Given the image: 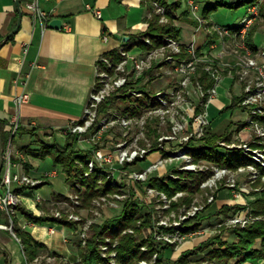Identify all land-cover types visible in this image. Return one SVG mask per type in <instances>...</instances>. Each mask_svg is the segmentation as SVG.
<instances>
[{
  "label": "rangeland",
  "instance_id": "374dc122",
  "mask_svg": "<svg viewBox=\"0 0 264 264\" xmlns=\"http://www.w3.org/2000/svg\"><path fill=\"white\" fill-rule=\"evenodd\" d=\"M162 1L146 0L150 6L148 9L150 13L147 15L146 29L139 31L142 32V37L137 40L130 39L129 45L122 46L131 55L143 53L151 54L150 57L154 56L150 65L139 71L137 76H132L123 88L119 87L117 91L107 94L105 100L98 105L95 118L93 115L90 116L89 119L94 118V120L85 130L73 132L69 128H63L48 132L50 139L57 138L58 143L63 147L68 142L72 143V153L69 150L59 151L49 148L48 142H44L43 137H40L45 133H36L35 128L25 131L18 126L16 130L18 135L14 141L18 142L20 134L24 133L26 137L29 135L27 133H30L34 137L33 141H40L43 144L42 151L48 152L43 163L46 169L56 163L54 158L58 153L63 156L70 154L72 158L75 155L79 156L80 153L87 154L86 159L76 157L72 171L66 170L65 165L59 162L56 163L60 164L57 170L53 169L51 172H45L43 177H37L28 173L25 168L30 157V152L27 151L28 146L23 150L21 147L20 150L14 145L13 157L17 159V163L21 164V172L31 175L36 180L35 185L21 187L31 188L36 194L35 199L40 202L50 200L51 207H48L47 216L67 220L68 224L60 223V225L72 230V234L75 235L73 243L77 246V249L75 248L77 257L74 259L61 256L56 258L36 256L29 261V264H84L82 252H89L88 247L95 241L101 257L100 264H125L121 257L120 246L124 242L123 237L128 235L139 244L138 251L150 252L148 256L138 258L135 261L136 264H169V262L175 264H264V258L257 261L253 258L245 259V253L228 257L226 261L220 259L217 253L240 242V236L236 232L239 227L243 228L257 221H264V213L256 214L252 205L258 197H264V166L261 162L255 163L253 159L247 158L241 147L248 143L252 148H260L264 151V95L259 93L253 97L251 91L247 89L249 86L264 89L262 83L264 74L260 72L261 69L248 67L249 61L254 60L257 62L256 66L259 63L264 68V0H255L252 3L246 0L248 2L240 6L241 0H213L214 2L210 0L208 4L207 0H194V4L198 6L196 15L193 13V6L190 3L187 5V0H180L182 4L178 9H173ZM218 1L225 2L227 5L217 7L214 3ZM206 4L215 6L212 12H215L216 19L210 21L211 23L207 21V18L212 12L208 15L204 12ZM255 4L254 10L252 6ZM183 12H187V15L182 16ZM155 15L158 16L159 24L173 22L174 26H179L177 24L179 16L197 24L206 33V40L203 41L205 44L200 45L194 41L184 43L181 40L182 33L179 38L167 34L155 41L152 36L144 33ZM249 16H253L254 19L246 20L249 24L246 29L241 31L242 27L235 28L242 19ZM139 32L136 33L139 34ZM174 41L180 43V51L177 50L176 44L173 46ZM223 53H227L228 56L222 57ZM126 56L123 50L118 49L108 58L111 64L117 66ZM244 60L245 65L248 63V66L243 65ZM235 62L241 63L240 66L236 68L227 66ZM114 70L106 64L103 66V71L109 74L114 73ZM172 70L175 72V77L170 74ZM241 71H248L249 76L242 78ZM183 76L186 79L191 77L194 81L200 80L204 87L210 90L217 84L216 96L226 102L227 107L233 104L236 96L239 97L235 109L226 110V106L217 110L211 108L212 120L206 129L213 124L216 131L226 134L227 139L219 140V146L214 148L213 154L224 159H242L246 162L234 167L200 155L198 148L201 145L198 144L204 135L194 134L182 143L181 138L185 132H180L175 141L169 143L166 140L161 141L162 136L171 133V128L159 130L157 128L159 118L153 117L151 113L148 119L145 117L147 123L142 139L135 145L130 143L131 140L123 144V148L145 149L147 152L132 161L122 162L118 158L120 143L129 135L135 136L140 130L139 125L135 123L136 128L126 134L127 129L121 130L117 124L109 123L105 129L101 130L97 124L104 118L111 122L117 119L118 115L129 114V118L145 115L154 106H147L148 100L151 102L147 97L149 94L139 96V91L146 89L152 93L154 90L156 92L176 83L181 85L182 81L183 83L185 81ZM194 101L196 102L195 114L203 112L204 107L200 105L199 100L194 98ZM160 105L158 104L157 107ZM82 118L79 121L84 124L87 117ZM136 120L134 119V122ZM58 133L59 136L56 135ZM48 134L46 133L47 136ZM26 137L21 140L23 144L28 142ZM33 141L30 139L29 142ZM175 144L176 149L185 144L193 149L188 153L191 159L185 158L183 166L195 163L196 169L200 167L204 169H184L181 168L180 161H175L174 164H167L161 169L149 170L160 154L166 157L171 154L175 150ZM153 150L154 155L150 153ZM98 151L109 153L112 151L113 160L106 163L100 162L96 158ZM208 152L210 150L206 149V153ZM92 160L96 161L94 170L90 169ZM251 160L258 167V173H253L249 169L239 170L252 163ZM214 167L219 168L218 170L226 169V173L221 178H216ZM110 171L115 181L109 178ZM141 172L146 173V178L135 177V174ZM51 173L63 175L67 182L64 184L65 192L70 188V191L52 200L44 198L43 190L39 188L43 180L50 177ZM194 176L198 177V180L195 181ZM88 180L91 182L87 183ZM179 182L184 187L178 188ZM159 183L165 184L167 188L160 186ZM231 183L235 184L234 187L229 186ZM188 185L194 186V189L192 190ZM17 194L20 199L19 204H22L20 193L17 192ZM197 208L201 210L197 211ZM17 212L15 210V213ZM241 213L246 214L245 221H235ZM123 215L128 223L126 227L117 231L118 221L114 220ZM106 222H114L116 225L108 223L109 226L104 231L102 227ZM48 223L59 224L53 221ZM11 224H14V221L10 222ZM207 226L210 227L209 230L203 231ZM52 228L55 229V227ZM260 247L259 240L255 248Z\"/></svg>",
  "mask_w": 264,
  "mask_h": 264
},
{
  "label": "crops",
  "instance_id": "0c3cea01",
  "mask_svg": "<svg viewBox=\"0 0 264 264\" xmlns=\"http://www.w3.org/2000/svg\"><path fill=\"white\" fill-rule=\"evenodd\" d=\"M30 1L20 0L23 9L21 24L10 36L18 26L20 12L16 0H0V137L8 138V144L13 120L17 119L25 131L35 128L34 132L45 133L40 137L51 146L58 139H50L48 132L59 131L83 117L97 79L100 58L121 49L126 42L125 36L146 29L150 11L143 0H41V7L63 22L62 28H43L28 11ZM88 5L101 9L102 17H97ZM207 19L209 23L215 21V12ZM177 24L184 43L205 44L206 33L197 24L182 16ZM105 35L109 36L107 40ZM24 93L29 95L28 99L18 104L16 98ZM225 106L226 102L216 96L208 111L211 114V108L217 110ZM27 134V137L26 133L20 134L18 142L14 141L18 134L13 138V144L20 150L28 146L30 157L26 171L43 177L45 172L57 170L60 164L55 163L49 169L43 167L46 157L41 155L43 144L33 141L34 137ZM24 137L28 139L27 144L21 141ZM30 139L33 142H29ZM16 160L12 170L20 172L21 164ZM52 173L39 186L44 198L51 200L70 191L69 188L65 192L67 182L63 175ZM16 188L23 205L36 215H47L50 200L40 202L35 199L36 194L31 188ZM18 217L19 225L43 244L38 257H77V246L73 243L75 235L68 227L50 224V221L33 223L19 213ZM0 224H10V216L4 210H0ZM0 243L3 244L0 245V264H29L13 228L0 226Z\"/></svg>",
  "mask_w": 264,
  "mask_h": 264
},
{
  "label": "built area",
  "instance_id": "2783aa9c",
  "mask_svg": "<svg viewBox=\"0 0 264 264\" xmlns=\"http://www.w3.org/2000/svg\"><path fill=\"white\" fill-rule=\"evenodd\" d=\"M41 0H32L27 3V8L30 14H32L35 21H38L41 23V26L43 28H46L49 26V23L51 19L53 18L52 14L45 9H43L40 5ZM190 3L193 6V13L196 15V9H198V6L194 4V0H187V5ZM250 6V5H249ZM88 8L94 12V14L101 18L102 17V10L93 7L91 5H88ZM256 4L252 6V9L255 10ZM165 12V11H164ZM248 16V14H247ZM253 16H249L248 18L242 19L239 24L235 26V28L242 27L241 31L247 28L249 24L246 23V20L253 21ZM246 23V25H244ZM244 25V26H243ZM222 26V25H220ZM224 27V26H223ZM240 30V29H239ZM238 30V31H239ZM236 31V32H238ZM104 38L107 40L109 38L108 35H105ZM173 46L176 44L177 50L180 51L179 44L177 42L172 43ZM171 44V46H172ZM172 46V47H173ZM213 46V45H212ZM121 50H123L124 54L127 56L117 64V66L111 64L110 58L107 56H102L98 62V70H97V79L95 81V84L93 86V90L91 92L90 98L88 100V104L86 107V111L83 115L84 117H87L84 121V124L81 123L79 120L73 121L71 124H69L66 128L70 129L73 132H77L80 130H85L87 127L90 126L92 121L94 120L96 116V110L100 102L105 100L107 94H111V91H117L116 89L121 87L123 88L124 85L132 79V76H137L139 74V71L143 70L147 66L150 65L152 58L154 56H151V54H132L128 53V51L124 50L122 47ZM175 51V49H174ZM226 58L228 56L227 53H223L222 57ZM131 63V64H130ZM256 63L254 60L249 61L245 65V60L243 65L248 66L251 68H257L261 69L260 72L264 74V68L261 67V65L258 63L256 66ZM104 64L114 68V73L109 74L108 72L103 71ZM130 64V65H129ZM223 64V63H222ZM225 64V63H224ZM241 63L235 62L233 64H227L230 68H236L240 66ZM235 65V66H234ZM220 66V65H219ZM221 69L220 67H218ZM116 71V72H115ZM248 71H241L242 78H245L249 75H247ZM170 74H173V77H175V72L173 70ZM118 76L117 78H115ZM234 76V75H230ZM185 78V76H183ZM264 84V80L262 82ZM217 85V84H216ZM216 85L214 88L210 90V88H205L204 85L201 83V81L197 80L194 81L191 77L185 78V81L181 83V85H178L177 83L167 87L162 90H155L151 93L150 90L145 91H139V96L144 94H149L148 99L151 100V102L146 100L147 106H154L149 112H147L145 115H141L140 117H134L129 118V114H124L123 116L118 115L117 119H113L111 122L106 121L104 118L101 123L97 124L99 126L100 130L105 129L106 126L109 125V123H112L113 125L117 124L123 129L126 130V134H129L132 129H135V123L139 125L140 130L137 132V134L129 135L127 139L122 141L120 143V149H119V157L122 162H125L126 160L132 161L136 157L140 156L144 152L147 151L145 149H130V148H123V144H125V141L131 140V144H137L140 139H142L143 134L145 133L144 129L146 128L147 121L145 120V117L150 116V113L153 117H158V123L157 128L165 129V128H171V133L164 135L160 138L161 141L166 140L167 143L171 141H175L178 138V135L180 132H185V135L182 136V143H185L186 140L190 139L192 135L196 134L197 136L204 135V131L206 129V126L211 121L210 113L208 111V106L212 102L213 98L216 97L217 89ZM178 86L179 88H175ZM181 88V90H180ZM252 88V89H251ZM247 89L251 91L253 97H255L257 94L261 93L264 95V89L258 88V87H252L249 86ZM200 90V93H199ZM178 92V94H176ZM195 94V95H194ZM29 95L24 93L19 95L16 98V102L18 104H21L22 102L26 101L28 99ZM194 98H197L199 100V103L202 107H204V111L198 114H195V108H196V102L194 101ZM151 105H148V104ZM145 104V103H144ZM158 104H161L159 107H157ZM93 115L94 118L90 120V116ZM188 115V117H187ZM134 119H137L134 122ZM186 119V120H185ZM121 125V126H120ZM19 126L18 120L14 119L13 124L11 126V132L12 135L10 137V140L6 147L4 148V173L2 180L0 182V210H4L7 212L10 216V222L13 221L12 214L15 213L16 205L19 204V196L16 192V187L18 186H25V185H35L36 180L34 178L25 173V172H13L12 167L15 165L14 162V144H13V138L16 134V130ZM187 143V142H186ZM151 145V143H148ZM162 145V144H161ZM141 147V146H140ZM175 150L171 154H169L167 157L163 156L162 154L159 155V157L156 159L155 163L149 168V170L154 169H161L165 167L167 164L171 165L174 164L175 161H180L181 165L184 164L185 158H190L188 153L189 150H193L191 146L188 144L177 148L176 144L174 145ZM244 149V155L247 158L253 159L255 163L261 162L262 166H264V151L260 148H252L248 143H245L243 146H241ZM107 151H98L96 158L99 159L100 162L106 163L113 160V153ZM154 150L150 153L153 154ZM143 156V155H142ZM252 161V160H251ZM255 163H249L245 167L239 168V170H246L249 169L253 173H258V167H256ZM180 165V166H181ZM96 167V161L92 160L90 162V169L94 170ZM179 167V166H178ZM180 168V167H179ZM181 168L184 169H191V170H203L204 167H200L198 169L197 165L195 163H188L186 165H182ZM216 170L215 176L216 178H221V176L226 173V169L218 170L219 168L214 167ZM112 172H108V176L111 180L115 181V179L112 178ZM136 178L144 179L146 178V173H139L135 174ZM120 182V181H119ZM216 182V181H215ZM121 183V182H120ZM234 183L229 184V186L234 187ZM39 199L41 197L39 196ZM201 210L200 208H197V211ZM246 214L241 213L237 216L235 221H245ZM209 225V224H208ZM0 226L6 227V228H13V224H0ZM211 226V225H209ZM209 226L205 227L203 231L207 232L209 230ZM216 226V225H215Z\"/></svg>",
  "mask_w": 264,
  "mask_h": 264
},
{
  "label": "trees",
  "instance_id": "16d2710c",
  "mask_svg": "<svg viewBox=\"0 0 264 264\" xmlns=\"http://www.w3.org/2000/svg\"><path fill=\"white\" fill-rule=\"evenodd\" d=\"M255 0H249V3L254 2ZM162 2H164V4L171 6L173 9H178L182 2L179 1H169V0H163ZM248 1L246 0H241L239 3L240 5H243L244 3H246ZM144 5H146L148 8L149 3L146 2V0H143ZM209 3V2H208ZM207 3V4H208ZM204 6V12L206 13V15L210 14L215 6ZM217 7L219 5H227V3L222 2V1H218L216 3H214ZM150 9V8H149ZM187 12H183L182 16H186ZM255 31V30H254ZM142 32H139V34L135 33V34H130V39L131 40H137L138 38H141ZM147 35L152 36V38H154L155 41H158L161 39V37L167 35V34H172L173 36L176 37H180V33H181V28L179 26H174V23H170V24H159L158 23V16L155 15L154 18L150 21V25L148 27V29L146 30V32H144ZM129 42H125L126 45H129ZM117 50H113L111 52V55L114 54V52H116ZM234 102L233 104H231L230 106H228L226 108V110L229 109H235L237 106V103L239 102V97L236 96L234 98ZM21 128V127H20ZM226 134H221L218 131H216L213 127V124H211L208 128L207 131L204 135L203 138H201L200 142L198 145H201V147L198 148L199 150V154L200 155H204L207 158H209L210 160H214L220 164H224V165H229V166H237L239 164H242L244 162H246L245 160L239 159V160H232V159H224V158H220L218 155L213 154V150L215 147L219 146V140L221 138H225ZM15 136V135H14ZM2 139H3V144H4V148L6 147V142L7 139L2 135ZM227 139V138H225ZM49 148H54L57 149L59 151H63V150H69L70 153L73 152V144L72 143H67L64 147L61 146L60 143L56 142L55 144L48 146ZM46 147V148H48ZM264 147V145H263ZM206 149L210 150V152L206 153ZM75 152V150H74ZM78 154V152H75ZM48 154V152L43 151L41 155H46ZM71 155L69 154L68 156H63L61 154L58 153V155L55 156L54 160L56 163L62 162L65 165V169L66 170H73V164L75 163V159L78 155H75L74 158L70 157ZM78 157H81L83 159L87 158V154H79ZM248 162V161H247ZM3 168H0V182L2 180L3 177ZM92 175V174H91ZM89 178V177H88ZM194 180H198V177L194 176ZM91 181L88 180L87 183H90ZM178 182V181H177ZM86 183V182H85ZM86 183V184H87ZM160 186L167 188V186L163 183H159ZM177 187L178 188H182L184 187L183 184H181L180 182L177 183ZM189 188H192V190L194 189V186L192 185H188ZM24 189V188H23ZM16 191L18 192V188L16 189ZM264 195V194H263ZM253 207H254V212L257 214L258 212H262L264 213V197L260 198L258 197L254 203H252ZM229 208V207H227ZM16 210L18 211L17 213L12 214V218L14 221L13 224V229L14 232L16 233L17 237L20 239V242L24 248L26 257L28 259V261L33 260L36 256H38L39 254V248L43 246L42 243L37 242L34 237L31 235V233L29 231H27L26 229L22 228L19 225V217H18V213L25 215L28 220L40 224V223H46L48 221H53L56 223H67V220H60L56 217H50L47 215L41 216V215H36L33 211L29 210L25 205L23 204H18L16 206ZM128 212V210H127ZM125 215L121 216L120 218H116V220L114 221H118L117 225H119V229L117 231H120L122 228L126 227V224L128 223L126 221V219L124 218ZM71 223V222H70ZM69 223V224H70ZM112 223L113 226L116 225L114 224V222H106V224H104V226L102 227V229H104V231L107 229V227L109 226V224ZM68 224V223H67ZM112 226V225H111ZM116 227V226H115ZM116 232V231H115ZM113 232V233H115ZM237 234L240 236V242L238 244H235L233 246H229L219 252L218 256L220 259H224V261H226L229 258H231L232 256H239L241 255V253H245V259L248 258H253V260L257 261L260 258H264V221H257L255 223L249 224L243 228L239 227L236 230ZM10 233V231H9ZM12 235V234H11ZM261 241V247L260 248H255V244L258 241ZM123 243L120 246V252H121V257L122 260L125 264H136V260L138 258H142L145 256H148L150 252H140L137 249L138 248V243L135 242V240L131 237V236H124L123 237ZM89 252H82L83 253V260H84V264H100L101 261V257L99 255V251L98 248L96 247V241L95 243H93L92 245H90L88 247ZM60 264V263H59ZM63 264V263H62ZM169 264H175V263H171L169 262Z\"/></svg>",
  "mask_w": 264,
  "mask_h": 264
},
{
  "label": "water",
  "instance_id": "95a60500",
  "mask_svg": "<svg viewBox=\"0 0 264 264\" xmlns=\"http://www.w3.org/2000/svg\"><path fill=\"white\" fill-rule=\"evenodd\" d=\"M16 4H17V7H18L19 12H20V17H19L18 26L12 31V33H10V36L18 30V28L21 24L22 15H23V9H22L20 0H16ZM62 23H63L62 19L59 17H56L50 21L49 26L53 27V28H62V25H63ZM124 40L129 41L130 36H125ZM3 167H4V144H3L2 137H0V168H3ZM0 245H3V244L0 243Z\"/></svg>",
  "mask_w": 264,
  "mask_h": 264
}]
</instances>
